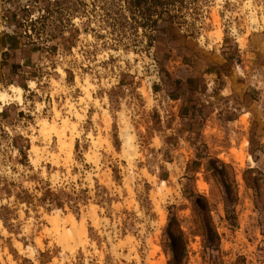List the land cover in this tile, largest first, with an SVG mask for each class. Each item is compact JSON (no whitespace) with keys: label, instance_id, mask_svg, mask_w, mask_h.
Instances as JSON below:
<instances>
[{"label":"rangeland","instance_id":"374dc122","mask_svg":"<svg viewBox=\"0 0 264 264\" xmlns=\"http://www.w3.org/2000/svg\"><path fill=\"white\" fill-rule=\"evenodd\" d=\"M1 92L0 264H264V0H0Z\"/></svg>","mask_w":264,"mask_h":264},{"label":"bare ground","instance_id":"6f19581e","mask_svg":"<svg viewBox=\"0 0 264 264\" xmlns=\"http://www.w3.org/2000/svg\"><path fill=\"white\" fill-rule=\"evenodd\" d=\"M11 89H12V91H14L17 94L18 100H21V91H22L21 88L18 86H12ZM82 90L84 91L86 96H89L88 85L82 86ZM4 97H5V94L3 92H1L0 99L3 100ZM67 107H68L67 109L69 110L68 112H72L71 106L69 105ZM56 114H57V111H56ZM55 118H56V116H55ZM53 123H54V120H53ZM40 124H41V129L43 130L47 126V121L44 119L40 122ZM75 127H76V125L71 123L67 118L61 120L60 129H56L57 126L55 123L52 124V126H51V129H53V131H55V133L57 135L58 146L67 153V156L70 155V153L72 151V145H71V143H66V141H65L66 131L69 130L70 133H72L75 130ZM121 135H122L121 137H122V149H123V151L126 153V155L132 156L133 154H135V151H136L135 150V143H134L133 136L128 133L127 126H125L122 129ZM32 150L35 153H38L37 147L32 146ZM90 217L93 220H96V216H95L94 211L91 212ZM49 220L51 221V224L53 226V230L56 231L57 233H59V230H61L60 229V223L61 222L59 221L60 219H59L58 214L53 216V217H49ZM62 222L63 223L66 222L70 226L69 227L70 231L66 233V235H68L69 238L74 239V238L79 237L80 239H82L85 237V230H84L83 222H81V225L78 227L76 222H75L74 217L71 215H68ZM69 241H65V242H69ZM63 245H64V242H63Z\"/></svg>","mask_w":264,"mask_h":264},{"label":"trees","instance_id":"16d2710c","mask_svg":"<svg viewBox=\"0 0 264 264\" xmlns=\"http://www.w3.org/2000/svg\"><path fill=\"white\" fill-rule=\"evenodd\" d=\"M132 7H134L135 9H138L142 7V4H143V0H126ZM150 15H148L149 17ZM148 17H145L146 18V21L150 22L151 26L153 27L155 25V23L157 22V18L155 19H148ZM159 19H162L163 17L161 15L158 16ZM222 169L223 167H221V170L219 171L218 169H215V173L216 174H219V176L221 175L222 173ZM221 177V176H220ZM222 178V177H221ZM223 180V178L221 179ZM223 184L225 186V181L223 180ZM198 197L199 196H196L194 201L197 202L198 200ZM167 237L169 239V246H170V250L172 252V256L174 259H177L178 258V251L180 250V248L182 247L181 245V241H180V237L172 232L171 230H169L168 228V231H167Z\"/></svg>","mask_w":264,"mask_h":264}]
</instances>
